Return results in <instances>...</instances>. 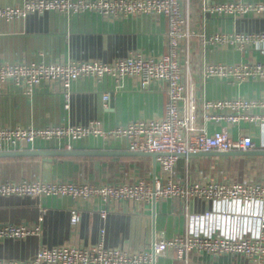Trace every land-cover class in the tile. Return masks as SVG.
Returning <instances> with one entry per match:
<instances>
[{"label": "crops", "instance_id": "0c3cea01", "mask_svg": "<svg viewBox=\"0 0 264 264\" xmlns=\"http://www.w3.org/2000/svg\"><path fill=\"white\" fill-rule=\"evenodd\" d=\"M23 2L24 0H0V7L21 5ZM182 7H187L190 29L195 34L189 47V80L196 95L207 99L264 97V79L233 83L226 78H203L201 75L202 66L206 62L264 63V47L262 50L257 46L248 47L243 51L232 47L216 50L212 46L202 45L196 35L208 34L215 30L230 33L264 32V13L248 12L236 16L203 13L200 0H190L188 4H182ZM134 51L152 57L168 51L167 21L164 16L144 13L110 19L89 11H46L13 21H0V62H106ZM103 94L109 96L106 101L103 100ZM166 99L165 83L162 82L155 81L142 87L131 77H123L118 82L109 76L85 77L71 84L69 106L66 108L63 90L57 82L42 80L33 87L31 93H25L20 86L8 83L0 90V125H79L98 119L105 127L110 128L133 119L162 116ZM215 128L220 126L208 123L209 132ZM248 131H252L253 140L259 144L261 135H264V129L260 126L243 122L230 128L234 137L239 132ZM29 148L66 149L62 142L53 140L39 141ZM71 149L109 150L119 153L56 156L52 157L50 162L44 161L40 156L0 158V180L27 178L99 183L133 179L135 175L152 179L154 172L159 173L157 162L153 170L151 157L121 153L129 151L123 139L103 142L87 137L73 142ZM181 159L182 157L176 161V174L191 181L200 179L199 171L207 176H231L232 172L239 171L240 166L243 167L241 179L255 180L264 174V156L245 157L241 163L236 160L223 164L218 160L219 157H216L214 163L200 165L197 162L191 173L189 159L184 158V163ZM107 205L98 198L73 200L69 196L56 195L0 196V224H25L33 229L22 238H0V261L24 260L42 247L58 245L102 244L106 248L148 249L154 240L187 232L224 236H233L242 231L256 234L259 231V223L255 219H247V215L263 210L257 201L247 204L240 200L207 201L200 198H165L145 203L120 201ZM104 208L107 213L101 216L100 212ZM72 209L79 212L77 222L70 220ZM154 264L250 262L238 255L223 254L212 257L204 253L190 252L186 260L177 258L173 253L157 256Z\"/></svg>", "mask_w": 264, "mask_h": 264}, {"label": "built area", "instance_id": "2783aa9c", "mask_svg": "<svg viewBox=\"0 0 264 264\" xmlns=\"http://www.w3.org/2000/svg\"><path fill=\"white\" fill-rule=\"evenodd\" d=\"M190 0H24L21 5L0 7V21H13L46 11L60 13L97 12L115 19L129 14L164 16L167 21L168 51L152 57L140 51L118 57L112 61H29L0 62V90L8 83L20 86L25 93L42 80L57 82L64 95V106L70 101L71 84L80 78L109 76L115 81L123 77L136 79L142 87L158 81L165 83L166 102L160 117L133 119L125 124L107 128L101 120L85 124H47L41 127L0 125V151L26 149L39 141L62 142L71 149L73 142L93 137L103 142L125 140L129 151L156 152L159 173L152 179L135 175L133 179L111 182H81L65 180L41 181L21 178L0 181V196H69L73 200L98 198L109 204L120 201L145 203L155 199L200 198L203 200H240L247 204L259 202L261 212L248 213L247 219L259 223V231H242L233 236L213 233H191L154 240L150 248L129 249L97 246L58 245L42 247L24 260L0 264H154L157 256L173 253L186 260L190 252L212 257L223 254L238 255L250 264H264V174L259 179H235L231 176H207L199 171L198 180L178 177L175 164L179 155L197 152H228L264 149V135L260 143L253 140L252 131L233 136L232 126L253 124L264 129V97L240 96L201 98L189 79L190 42L194 33L190 29L187 7ZM200 9L209 14L243 15L248 12L264 13V2H209L200 0ZM202 45L216 50L227 47L243 51L248 47H264V32H225L215 30L196 34ZM203 78L229 79L233 83L264 79V63L258 61L224 63L206 62L202 66ZM103 94V100L108 99ZM215 128L209 132L208 123ZM188 160V157L185 158ZM107 209L101 210L105 216ZM79 212L71 210V222H77ZM249 230V229H248ZM33 229L25 224H0V238H22ZM247 232V233H246Z\"/></svg>", "mask_w": 264, "mask_h": 264}, {"label": "water", "instance_id": "95a60500", "mask_svg": "<svg viewBox=\"0 0 264 264\" xmlns=\"http://www.w3.org/2000/svg\"><path fill=\"white\" fill-rule=\"evenodd\" d=\"M119 152L109 151V150H79V149H48V148H26V149H17V150H4L0 151V158L6 157H23V156H40L44 161L50 162L56 156H68V155H112ZM126 153L127 155L132 156H149L152 158L153 170H155L156 157L159 153L156 152H140V151H126L121 152ZM182 158H191V157H246L253 158L256 156H264V149L256 150H247L239 151L233 150L228 152H197V153H188L179 155Z\"/></svg>", "mask_w": 264, "mask_h": 264}, {"label": "rangeland", "instance_id": "374dc122", "mask_svg": "<svg viewBox=\"0 0 264 264\" xmlns=\"http://www.w3.org/2000/svg\"><path fill=\"white\" fill-rule=\"evenodd\" d=\"M215 158H216L215 156H212V157H192V158H188L189 159V172L191 173L193 171L194 165L197 162L200 163V165L214 163L215 162ZM235 159H236L235 157H219L218 160L220 161L221 164H223V163H232V162L236 161ZM240 159L243 160V158H240ZM181 160H182L181 162L184 163V161H185L184 158H182ZM258 168H260V167H258ZM241 169H243V167L240 166V168L238 169L239 171L232 172L231 176L234 177L235 179H241L242 172H243V171H241Z\"/></svg>", "mask_w": 264, "mask_h": 264}, {"label": "flooded vegetation", "instance_id": "af4514ba", "mask_svg": "<svg viewBox=\"0 0 264 264\" xmlns=\"http://www.w3.org/2000/svg\"><path fill=\"white\" fill-rule=\"evenodd\" d=\"M240 158H245V157H238V158H236L235 160L241 162L242 160H241Z\"/></svg>", "mask_w": 264, "mask_h": 264}, {"label": "trees", "instance_id": "16d2710c", "mask_svg": "<svg viewBox=\"0 0 264 264\" xmlns=\"http://www.w3.org/2000/svg\"><path fill=\"white\" fill-rule=\"evenodd\" d=\"M13 158V157H12ZM7 173V172H6ZM6 173H4V174H6ZM0 181H5V180H0Z\"/></svg>", "mask_w": 264, "mask_h": 264}]
</instances>
